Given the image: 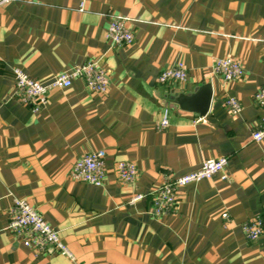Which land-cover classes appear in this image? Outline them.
I'll use <instances>...</instances> for the list:
<instances>
[{"label":"crops","instance_id":"1","mask_svg":"<svg viewBox=\"0 0 264 264\" xmlns=\"http://www.w3.org/2000/svg\"><path fill=\"white\" fill-rule=\"evenodd\" d=\"M133 32L129 45L108 38L112 16ZM245 74L227 82L218 58ZM98 61L106 93L76 78L52 89L38 112L15 95L13 70L49 83ZM185 64V81L162 83L164 69ZM210 85L203 118L171 98ZM264 85V0H13L0 5V264H73L52 247L26 246L10 229L15 198L31 203L79 264H264V141L252 134L264 115L254 93ZM239 99L235 115L226 106ZM168 110L169 125H159ZM106 151L103 186L75 181L79 157ZM227 157L223 173L184 187L173 212L153 216L151 193L167 177ZM135 165L122 180L117 164ZM136 194L145 197L132 202ZM228 213L224 218L223 213Z\"/></svg>","mask_w":264,"mask_h":264},{"label":"built area","instance_id":"2","mask_svg":"<svg viewBox=\"0 0 264 264\" xmlns=\"http://www.w3.org/2000/svg\"><path fill=\"white\" fill-rule=\"evenodd\" d=\"M13 0H0V5ZM108 38L113 46L129 45L134 40L133 32L127 26L125 19L120 16H112L108 29ZM214 72L232 82L241 79L245 70L243 64L232 57H223L216 60ZM15 77V95L18 100L29 106L34 112L40 111L48 102V95L52 89H66L73 85L76 78L85 81L87 88L94 93H106L109 89V78L101 64L96 60H89L82 65L75 66L69 71L57 74L49 83L42 82L30 77L20 68L13 70ZM188 71L185 64L179 62L164 69L159 76V81H185ZM255 105L264 109V85L254 93ZM227 109L232 114H239L242 111V103L239 99L230 97L226 102ZM169 111L166 109L160 122L162 129L169 125ZM252 140L255 142L264 141V115L261 116L259 128L253 132ZM106 151L98 149L79 157L71 171V178L75 181L89 183L95 186H103L106 178L105 167ZM228 163L227 157L210 158L203 162L202 166L190 173L178 177H167L160 187L154 190L152 195L153 216L159 217L174 211L179 200L181 190L187 185L199 182L204 179H211L218 173H223L226 179L225 169ZM117 169L123 181L132 183L137 177V169L134 164L128 161H121ZM145 197L144 194H136L132 202ZM224 218L228 213H223ZM9 229L20 238L28 247L38 249L54 248L59 253L69 257L73 264H79L58 230L54 229L42 216V214L27 200L15 198L11 208V219ZM244 231L251 240L258 239L264 232V219L255 217L244 225Z\"/></svg>","mask_w":264,"mask_h":264},{"label":"water","instance_id":"3","mask_svg":"<svg viewBox=\"0 0 264 264\" xmlns=\"http://www.w3.org/2000/svg\"><path fill=\"white\" fill-rule=\"evenodd\" d=\"M212 90L210 85H203L193 93H174L173 101L179 104L181 108L196 113V116L203 118L210 107Z\"/></svg>","mask_w":264,"mask_h":264}]
</instances>
